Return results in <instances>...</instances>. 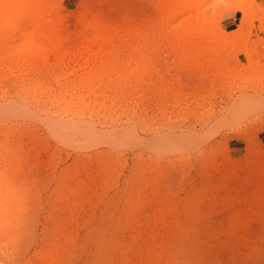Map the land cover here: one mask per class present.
I'll use <instances>...</instances> for the list:
<instances>
[{
  "label": "rangeland",
  "instance_id": "obj_1",
  "mask_svg": "<svg viewBox=\"0 0 264 264\" xmlns=\"http://www.w3.org/2000/svg\"><path fill=\"white\" fill-rule=\"evenodd\" d=\"M96 260L264 264V0H0V264Z\"/></svg>",
  "mask_w": 264,
  "mask_h": 264
},
{
  "label": "bare ground",
  "instance_id": "obj_2",
  "mask_svg": "<svg viewBox=\"0 0 264 264\" xmlns=\"http://www.w3.org/2000/svg\"><path fill=\"white\" fill-rule=\"evenodd\" d=\"M57 97H59L60 96V94L59 95H57V94H55ZM6 100V99H5ZM9 100V99H8ZM75 102L80 106L79 107V110H82L83 108H85V107H94V106H97V105H101L100 104V100L98 99V97L96 96V95H94V94H92L91 92H88V93H85V94H80L77 98H76V100H75ZM51 113V112H50ZM55 113V112H54ZM53 114V113H52ZM85 114V113H84ZM48 115V114H47ZM50 118V117H49ZM54 118H57V117H52V118H50L49 120H53ZM51 125L53 126V127H55V128H60L61 130H66V129H68V131H69V129H70V131L69 132H73V131H75V129L76 130H79L78 132H82V131H80L81 129L82 130H84L83 128H85V129H87V128H89V127H87L83 122H76V123H73V124H70V125H67V124H65V122H64V120H62V119H54L53 121H52V123H51ZM92 128V127H91ZM117 129L119 128V126L118 127H116ZM60 129H57V130H59V131H61ZM116 129V130H117ZM55 130V129H54ZM114 130V129H113ZM67 131V130H66ZM54 132H56V131H54ZM58 132V131H57ZM62 132H65V131H62ZM76 132V131H75ZM94 132V131H93ZM66 133V132H65ZM106 133H108V132H105V134ZM113 133V132H112ZM111 134V133H110ZM107 135V134H106ZM114 135V134H113ZM112 135V136H113ZM108 136H110V135H108ZM116 137V136H115ZM114 137V138H115ZM98 263V261L96 260V262H95V264H97Z\"/></svg>",
  "mask_w": 264,
  "mask_h": 264
}]
</instances>
